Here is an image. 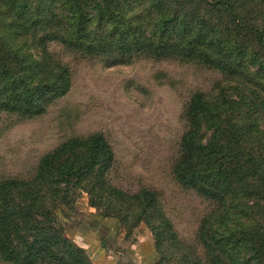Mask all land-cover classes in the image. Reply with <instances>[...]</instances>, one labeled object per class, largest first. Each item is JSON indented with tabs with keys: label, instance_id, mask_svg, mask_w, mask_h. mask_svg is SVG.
Wrapping results in <instances>:
<instances>
[{
	"label": "trees",
	"instance_id": "1",
	"mask_svg": "<svg viewBox=\"0 0 264 264\" xmlns=\"http://www.w3.org/2000/svg\"><path fill=\"white\" fill-rule=\"evenodd\" d=\"M130 1L0 0V115L42 116L70 91V67L53 43L111 64L145 54L213 67L236 85L222 86L214 100L193 95L174 175L214 199L264 203V0H140L128 8ZM114 160L104 133L71 137L41 158L30 180L0 183L1 258L90 264L53 211L77 189L102 199Z\"/></svg>",
	"mask_w": 264,
	"mask_h": 264
},
{
	"label": "rangeland",
	"instance_id": "2",
	"mask_svg": "<svg viewBox=\"0 0 264 264\" xmlns=\"http://www.w3.org/2000/svg\"><path fill=\"white\" fill-rule=\"evenodd\" d=\"M140 2L131 0L127 7L138 8ZM50 49L70 67L72 87L42 116L0 115V183L30 180L41 158L61 143L102 132L115 154L106 173L110 189L98 201L86 189L56 201L59 209L53 215L65 237L85 245L83 238H74L80 235L74 228L76 204V210L103 221L113 219L106 239L114 245L107 252L127 253L140 239L151 237L159 264H264L258 254L264 249V203L250 199L247 204L238 196L225 201L211 198L186 187L173 172L193 95L204 92L214 100L222 86L236 83L219 70L195 62L140 54L129 62L111 64L101 56L56 43ZM146 191L154 200H143ZM93 226L100 227L98 221ZM82 253L96 264L89 250ZM0 264L16 263L0 256ZM39 264L60 261L48 257Z\"/></svg>",
	"mask_w": 264,
	"mask_h": 264
},
{
	"label": "crops",
	"instance_id": "3",
	"mask_svg": "<svg viewBox=\"0 0 264 264\" xmlns=\"http://www.w3.org/2000/svg\"><path fill=\"white\" fill-rule=\"evenodd\" d=\"M75 212L74 228L80 231V235H74V238L85 240L84 247L93 254L96 264H159V255L151 237L140 239L127 253L117 249H111L110 252H107L106 249L112 248L114 245L108 244L106 239L108 231L114 227L113 219L108 218L103 221L100 217L89 215L88 212L85 213V210L82 211L79 208ZM96 221L100 227L95 228L93 226ZM88 236H90V240L87 239Z\"/></svg>",
	"mask_w": 264,
	"mask_h": 264
}]
</instances>
